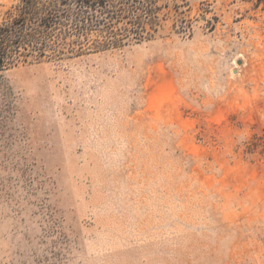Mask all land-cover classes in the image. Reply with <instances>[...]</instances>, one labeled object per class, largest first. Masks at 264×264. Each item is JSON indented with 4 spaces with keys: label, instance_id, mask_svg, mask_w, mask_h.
<instances>
[{
    "label": "rangeland",
    "instance_id": "374dc122",
    "mask_svg": "<svg viewBox=\"0 0 264 264\" xmlns=\"http://www.w3.org/2000/svg\"><path fill=\"white\" fill-rule=\"evenodd\" d=\"M160 4L0 72V264H264V0Z\"/></svg>",
    "mask_w": 264,
    "mask_h": 264
},
{
    "label": "trees",
    "instance_id": "16d2710c",
    "mask_svg": "<svg viewBox=\"0 0 264 264\" xmlns=\"http://www.w3.org/2000/svg\"><path fill=\"white\" fill-rule=\"evenodd\" d=\"M161 2L17 0L0 11V72L152 40L169 14L162 13Z\"/></svg>",
    "mask_w": 264,
    "mask_h": 264
}]
</instances>
